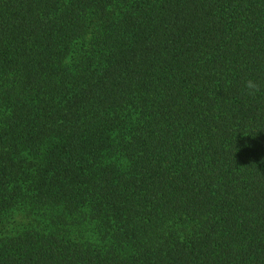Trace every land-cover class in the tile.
I'll use <instances>...</instances> for the list:
<instances>
[{"label": "trees", "instance_id": "1", "mask_svg": "<svg viewBox=\"0 0 264 264\" xmlns=\"http://www.w3.org/2000/svg\"><path fill=\"white\" fill-rule=\"evenodd\" d=\"M0 264H264V0H0Z\"/></svg>", "mask_w": 264, "mask_h": 264}, {"label": "clouds", "instance_id": "2", "mask_svg": "<svg viewBox=\"0 0 264 264\" xmlns=\"http://www.w3.org/2000/svg\"><path fill=\"white\" fill-rule=\"evenodd\" d=\"M245 93L248 96H255L260 93L261 85L255 80H248L244 86Z\"/></svg>", "mask_w": 264, "mask_h": 264}]
</instances>
